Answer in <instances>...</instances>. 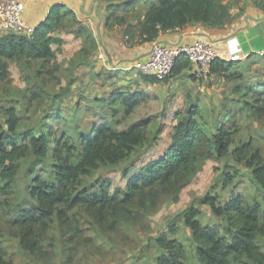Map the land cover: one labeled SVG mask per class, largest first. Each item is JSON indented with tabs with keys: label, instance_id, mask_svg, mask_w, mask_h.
Instances as JSON below:
<instances>
[{
	"label": "rangeland",
	"instance_id": "374dc122",
	"mask_svg": "<svg viewBox=\"0 0 264 264\" xmlns=\"http://www.w3.org/2000/svg\"><path fill=\"white\" fill-rule=\"evenodd\" d=\"M133 1L142 6L148 3V0ZM215 2L218 8L225 10L224 20L226 18L227 21L239 17L235 10L248 4L241 3L243 0ZM254 2L256 6L264 8V0ZM109 13L107 10L106 14ZM115 16L108 22L106 30L121 29L118 33L122 34L124 46H133L136 39L128 35L134 33L128 23L137 17L135 12L119 11ZM75 29V25L65 21L62 28L51 35L60 42L52 45L54 57L48 62H8V78L0 82V124L5 128L3 109L15 107L17 111L21 110V131H50L44 133L49 135L51 147H54L52 141L55 138L63 134L75 137L77 133L91 129L94 122L107 123L121 131L141 118L150 117L152 126L149 137H155L150 145L148 143L140 149L128 162L100 167L93 175L82 180L83 185L104 181L105 190L110 196L119 195L120 189L124 190L126 186L125 180L138 173L136 166L162 154L172 127L184 117V112L190 106L177 99V92L170 91V80L182 79L173 74L161 83H154L136 71H121L124 74L116 78L114 86L103 82V86H86L87 91L72 87L75 82L74 68L99 47L93 37L94 45L77 35ZM54 67H57L56 71ZM105 69L101 72L108 73ZM110 71L115 73L116 66H110ZM240 71L243 73L241 80L226 82L216 76L217 81H207L218 85L217 92L214 96H205L203 102L192 105L198 111L200 109L195 119L209 133L221 125L231 127L233 147L240 143L250 145L252 151H259L264 163V118L257 120L250 116L247 107L251 105L264 113V57L241 65ZM153 84L157 85L148 87ZM126 87L128 93H137L144 99L130 115L125 113L122 103H112L106 96L110 89L122 90ZM54 111H58L64 121L54 123ZM52 154L51 148L47 158L37 162L29 154L18 163V174L11 183L10 191L0 193V247L14 264H154L158 258L155 240L171 228L177 229L175 238L184 246L190 259L195 242L183 224V215L188 208L200 212L203 225L224 226L226 222L213 216L210 208L203 204V199L216 197L221 206L235 197L244 198L248 206L262 204L263 192L252 182L250 170L243 163H237L232 157L215 158L183 170L176 183L164 188L166 190L157 187L128 204L117 198L101 211V215H98L97 209L90 210L83 205L72 210L58 206L37 228L38 246L30 253L19 244V227L14 220L36 205L28 195L31 180L34 177L47 182L51 180L49 169L54 162ZM227 175H234L233 182L228 186Z\"/></svg>",
	"mask_w": 264,
	"mask_h": 264
},
{
	"label": "trees",
	"instance_id": "16d2710c",
	"mask_svg": "<svg viewBox=\"0 0 264 264\" xmlns=\"http://www.w3.org/2000/svg\"><path fill=\"white\" fill-rule=\"evenodd\" d=\"M103 1L116 2L107 8L110 13L106 16V28L108 22L116 17V12H126L133 8L134 3L133 0ZM225 16V10L218 8L215 0H148L145 15L136 28L137 36L141 42H153L160 31L181 30L191 24L219 26L223 24ZM65 21L75 25L77 29L74 32L94 45L87 27L77 21L72 11L56 4L50 8L44 21L36 26L31 38L0 36V82L8 78L10 61L52 60V45L60 40L51 35L60 30ZM189 66L188 58L180 55L176 59L173 76L181 75ZM240 66L239 62L215 60L211 64L210 75L215 74L224 81L241 80ZM56 70L57 67H54ZM142 100L134 99L131 94L120 99L127 115ZM247 107L250 116L257 120L264 118V113L251 105ZM3 112L5 128L0 124V193L10 191L11 183L18 174V163L29 154L37 162L44 161L51 148L53 153L54 162L49 169L51 180L47 182L40 177L31 180L28 195L36 205L14 220L19 227V244L23 250L33 253L37 249V228L58 206L72 210L83 205L90 210L97 209L98 215H101V211L117 198L128 204L157 187L166 190L164 188L176 183L183 170L190 169L198 162L232 157L250 170L252 182L263 192L262 204L248 206L244 198L235 197L221 206L216 197H206L203 204L226 225H203L200 212L188 208L183 215V224L195 242L192 258H187L184 246L175 238L177 229L171 228L155 240L158 258L154 264H264V163L259 151H252L250 145L240 143L233 147L231 127L221 125L209 133L195 119L199 115L198 109L188 107L184 117L172 127L162 154L136 166L138 173L125 180L124 190L120 189L119 195L110 196L105 190L104 181L83 185L82 180L93 175L100 167L128 162L140 149L148 143L150 145L155 138L149 137L152 126L150 117L141 118L121 131L107 123L94 122L91 129L77 133L75 137L63 134L55 138L52 141L54 147H51L49 135L44 133L50 131H21V110L10 106L4 108ZM52 119L54 123L64 121L58 111H54ZM233 178L234 175H227V186L233 182ZM0 264H14L6 258L1 247Z\"/></svg>",
	"mask_w": 264,
	"mask_h": 264
},
{
	"label": "crops",
	"instance_id": "0c3cea01",
	"mask_svg": "<svg viewBox=\"0 0 264 264\" xmlns=\"http://www.w3.org/2000/svg\"><path fill=\"white\" fill-rule=\"evenodd\" d=\"M18 1L24 6L23 18L27 25L36 27L44 21L50 8L59 4L62 5L65 10L72 11L77 21L87 27L91 36L97 41L99 47L95 51L90 52V54H87V59L81 62V65L74 68L75 70L73 73H75V82L72 84V87L74 86V88L77 89L83 88L84 91H87L85 88L86 86H103V82L114 86L117 77L119 78L121 74L134 71L130 70L132 61L146 55L152 44L161 42H187L191 39L198 38L199 36L192 37L190 35L192 29L198 26L202 30V34L205 35L204 38H207L212 44L218 55L217 60L219 61L239 62L240 65L245 66L248 62H252L254 58L259 59L264 57V8L256 6L254 0H243L241 3L248 4L244 8L235 10V13L239 14V17L231 21H227L225 18L223 26L216 27L191 24L185 26V28L181 30L160 31L158 38L153 42H141L138 39L136 29L138 22L141 21L145 15L148 3H145L144 6H142V4L132 3V7H134L126 12L131 14L135 12L137 17H134V20L132 19V21L130 20L131 22L128 23L132 26L134 32L128 35L135 38L136 41L135 44L133 46L130 45V47H127V45L124 47L125 42L121 41L122 34L118 33V30L121 29L114 28V30H106L105 28L107 8L111 4H116V2L108 3L103 0ZM110 66H116L117 71L111 73ZM102 69L107 70L108 73H102ZM121 71L124 73H121ZM194 72L195 68L190 64V66L178 76L182 78L181 80L175 78L176 80H170L168 84L170 91L177 92V99L183 100V102L189 104L188 106L190 107L196 105L199 101L203 102L205 96H212L217 92L218 88V85H214V83L199 82L194 76ZM216 76L217 75L213 74L210 78V82L217 81ZM218 79L222 80L219 77ZM156 85L157 84L148 85V87H155ZM104 88H106V86ZM184 91L185 93H182ZM129 93L133 95L135 99L142 98L137 93ZM129 93L127 92V87L122 88V90L117 88L116 90L110 89V91L106 93V96L108 97L107 100L112 101V103H122L120 99ZM93 99L99 100L98 97H94ZM198 112H200V109Z\"/></svg>",
	"mask_w": 264,
	"mask_h": 264
},
{
	"label": "built area",
	"instance_id": "2783aa9c",
	"mask_svg": "<svg viewBox=\"0 0 264 264\" xmlns=\"http://www.w3.org/2000/svg\"><path fill=\"white\" fill-rule=\"evenodd\" d=\"M23 10L24 6L18 0H0V36L32 37L36 27L25 23ZM191 32L192 37H199L187 42L152 44L146 55L132 61L130 70L163 82L172 75L176 59L185 55L195 68L194 76L207 82L210 79L211 64L218 59V55L212 44L204 38L199 26L194 27Z\"/></svg>",
	"mask_w": 264,
	"mask_h": 264
}]
</instances>
